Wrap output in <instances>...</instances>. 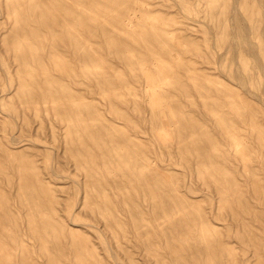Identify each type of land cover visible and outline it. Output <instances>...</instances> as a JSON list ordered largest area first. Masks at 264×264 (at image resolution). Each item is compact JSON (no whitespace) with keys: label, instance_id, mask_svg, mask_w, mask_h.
Listing matches in <instances>:
<instances>
[{"label":"rangeland","instance_id":"1","mask_svg":"<svg viewBox=\"0 0 264 264\" xmlns=\"http://www.w3.org/2000/svg\"><path fill=\"white\" fill-rule=\"evenodd\" d=\"M0 264H264V0H0Z\"/></svg>","mask_w":264,"mask_h":264},{"label":"bare ground","instance_id":"2","mask_svg":"<svg viewBox=\"0 0 264 264\" xmlns=\"http://www.w3.org/2000/svg\"><path fill=\"white\" fill-rule=\"evenodd\" d=\"M234 43L237 44V42H234ZM234 43H233V44H234ZM249 43H250V42H249ZM248 47H249V46H248ZM234 54H235V53H234ZM70 73H71V72H70ZM173 74H174V73H173ZM146 99H147V98H146ZM146 101H147V100H146ZM164 115H165V114H164ZM83 145H84V144H83ZM23 164H24V163H23ZM23 164H22V165H23ZM141 167H142V165H141ZM137 168H138V167H137ZM18 169H19V168H18ZM21 169H22V168H21ZM139 171H140V170H139ZM143 173H144V172H143ZM143 173H142V174H143ZM40 179H41V177H40ZM97 179H98V178H96V180H97ZM39 183L41 184V182H39ZM36 188H37V187H36ZM37 189H38V188H37ZM38 190H39V189H38ZM80 257H81V256H80ZM90 257H91V256H90Z\"/></svg>","mask_w":264,"mask_h":264}]
</instances>
